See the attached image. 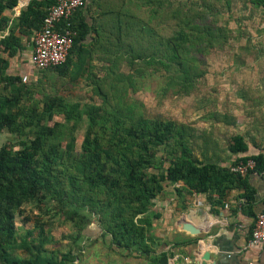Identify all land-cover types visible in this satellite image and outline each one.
Segmentation results:
<instances>
[{
  "label": "trees",
  "instance_id": "trees-1",
  "mask_svg": "<svg viewBox=\"0 0 264 264\" xmlns=\"http://www.w3.org/2000/svg\"><path fill=\"white\" fill-rule=\"evenodd\" d=\"M230 1L116 0L108 30L91 28L77 19L82 8L76 10L65 62L40 72L55 74L59 83L81 75L91 79L97 103L55 92L36 97L22 75L7 73L9 60L24 48L21 38L31 36L33 43L54 0H28L14 18L4 12L18 0H0V32L6 33L0 38V132L12 137L0 146V264H78L84 237L107 240L110 249L144 264H169L171 252H157L162 241L153 228L159 214L150 209L164 185L182 182L178 193L204 194L209 201L216 193L212 204H221L235 186L244 188L245 202L251 199L246 175L264 173V150L249 152L244 136L233 134L227 145L235 156L230 165L247 159L255 165L244 175L232 172L208 152L206 140L197 145L203 132L183 121L143 115L129 94L133 75L149 70L163 74L162 97L192 93L207 72L206 55L229 42L227 30L214 19L213 4L223 2L229 9ZM245 1L264 11V0ZM93 57L104 62L100 76L92 71ZM29 203L38 210L34 225L18 233L16 219L26 224L22 206ZM56 219L70 228L71 244L63 250L54 248L58 241L50 233ZM92 224V232H99L94 238L87 234Z\"/></svg>",
  "mask_w": 264,
  "mask_h": 264
},
{
  "label": "rangeland",
  "instance_id": "rangeland-1",
  "mask_svg": "<svg viewBox=\"0 0 264 264\" xmlns=\"http://www.w3.org/2000/svg\"><path fill=\"white\" fill-rule=\"evenodd\" d=\"M230 2L229 9L224 7L223 2L213 4L216 7L214 19L227 30L229 42L224 49H213L206 55L207 72L192 93L172 98L162 97L159 89L164 80L163 74L150 70L145 75H133L134 90L129 93L130 102L136 105L135 110L145 116L192 124L199 133H204V137L198 138L197 145L206 140V149L223 161L230 155L227 145L230 137L236 133L244 136L249 144V152L264 150V11L253 9L245 0ZM30 38L23 37L24 45L30 43ZM92 59V71L100 76L104 62L95 57ZM17 60L16 65L26 63L23 56L22 59L17 57ZM46 75L40 71H31L23 83L34 90L36 97H40V93L55 92L71 101L100 102L93 92L91 79L81 75L77 80L67 77L65 82L59 83L60 79L55 74ZM55 119L59 120L60 117ZM82 133L83 129L76 132L77 148ZM10 140L12 137L9 133L0 132V146ZM195 149L198 154V149ZM22 213L21 216L27 215L29 220L23 225L21 217H17L18 233L32 228L38 210L34 204L29 203L22 206ZM94 227L92 224L87 232L91 238L99 233L92 232ZM50 233L52 239L58 241L55 249L63 250L71 244L67 223L54 220L50 225ZM35 235L36 230L32 237ZM51 245L47 244V247L52 248ZM81 245L84 249L79 255L78 264H144L142 258L110 249L107 240L92 242L84 237Z\"/></svg>",
  "mask_w": 264,
  "mask_h": 264
},
{
  "label": "crops",
  "instance_id": "crops-1",
  "mask_svg": "<svg viewBox=\"0 0 264 264\" xmlns=\"http://www.w3.org/2000/svg\"><path fill=\"white\" fill-rule=\"evenodd\" d=\"M115 2L85 0L77 19L82 17L95 30H108L107 20L114 15L109 12L115 8ZM27 3L28 0H18L17 5L4 14L14 18ZM4 34L0 32V38ZM93 36L94 32L89 33L84 43L90 45ZM21 41L24 44L23 37ZM31 50L32 42L25 43L16 58L9 60L7 73L28 77L31 71H36L29 62ZM19 56L26 59V63L20 66L16 65ZM74 61L76 63V58ZM234 158V155H229L223 164L230 165ZM246 182L251 195L248 202L242 196L244 188L235 186L226 192L221 204H212L217 199L216 193L211 194L209 201L204 194L178 193L176 188H180L182 182L164 185L150 208L159 214L153 228V234L162 241L157 252L169 250V264H198L204 251L210 253L208 264H264V248L247 245L255 215L264 210V179L260 174L251 172L246 175ZM185 224L194 227L198 233L189 232L184 228ZM186 239L192 241L181 245ZM197 242L199 247L196 249Z\"/></svg>",
  "mask_w": 264,
  "mask_h": 264
},
{
  "label": "built area",
  "instance_id": "built-area-1",
  "mask_svg": "<svg viewBox=\"0 0 264 264\" xmlns=\"http://www.w3.org/2000/svg\"><path fill=\"white\" fill-rule=\"evenodd\" d=\"M85 0H54L46 10L39 30L34 33L29 62L36 71L61 65L65 62L72 46L74 32L71 30L70 17L82 8ZM28 79L22 76V82ZM255 162L252 159L239 161L230 165L232 172L241 175L252 170ZM264 179V173L261 174ZM247 245L264 248V210L255 215Z\"/></svg>",
  "mask_w": 264,
  "mask_h": 264
},
{
  "label": "water",
  "instance_id": "water-1",
  "mask_svg": "<svg viewBox=\"0 0 264 264\" xmlns=\"http://www.w3.org/2000/svg\"><path fill=\"white\" fill-rule=\"evenodd\" d=\"M184 228L193 234L198 233V231L189 224H185ZM196 246L197 249L199 247V242H197ZM209 257H210V253L208 251H204L202 254H200V259L198 261V264H208L207 260L209 259Z\"/></svg>",
  "mask_w": 264,
  "mask_h": 264
}]
</instances>
